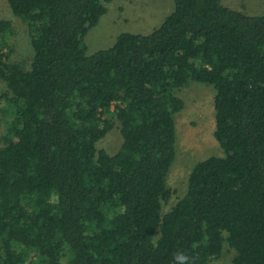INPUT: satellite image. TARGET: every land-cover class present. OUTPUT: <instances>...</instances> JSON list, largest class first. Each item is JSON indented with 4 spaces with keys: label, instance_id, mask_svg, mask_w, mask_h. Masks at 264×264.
Here are the masks:
<instances>
[{
    "label": "trees",
    "instance_id": "16d2710c",
    "mask_svg": "<svg viewBox=\"0 0 264 264\" xmlns=\"http://www.w3.org/2000/svg\"><path fill=\"white\" fill-rule=\"evenodd\" d=\"M112 1L7 0L33 55L29 69L11 60L0 20V264H168L178 250L210 264L225 245L233 264H264V15L174 0L150 34L88 56ZM189 81L215 90L223 155L197 163L164 213Z\"/></svg>",
    "mask_w": 264,
    "mask_h": 264
},
{
    "label": "rangeland",
    "instance_id": "374dc122",
    "mask_svg": "<svg viewBox=\"0 0 264 264\" xmlns=\"http://www.w3.org/2000/svg\"><path fill=\"white\" fill-rule=\"evenodd\" d=\"M222 5L243 12L249 16L264 15V0H222ZM174 9V0H113L107 6L97 26L90 29L85 38L88 56L114 46L117 38L124 33L148 35L159 27ZM0 20L11 21L12 57L14 63L29 69L32 49L27 25L12 14L7 0H0ZM6 86L0 83V148L5 146L10 117L6 112L4 94ZM178 96L184 101V109L175 117L177 128L176 158L167 182L173 191L170 202L163 212H168L185 197L188 179L193 167L212 156H222L223 151L215 139V90L212 86L189 81L179 90ZM121 144L117 130L102 142L109 151H115ZM234 252L224 246L222 256L210 264H233Z\"/></svg>",
    "mask_w": 264,
    "mask_h": 264
},
{
    "label": "clouds",
    "instance_id": "9594fccd",
    "mask_svg": "<svg viewBox=\"0 0 264 264\" xmlns=\"http://www.w3.org/2000/svg\"><path fill=\"white\" fill-rule=\"evenodd\" d=\"M155 239V237H154ZM168 264H195L194 258L184 250H178L173 255Z\"/></svg>",
    "mask_w": 264,
    "mask_h": 264
}]
</instances>
